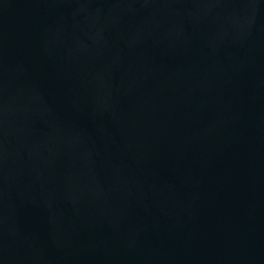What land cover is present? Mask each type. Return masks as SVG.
<instances>
[{
	"label": "water",
	"instance_id": "water-1",
	"mask_svg": "<svg viewBox=\"0 0 264 264\" xmlns=\"http://www.w3.org/2000/svg\"><path fill=\"white\" fill-rule=\"evenodd\" d=\"M0 264H264V0H0Z\"/></svg>",
	"mask_w": 264,
	"mask_h": 264
}]
</instances>
